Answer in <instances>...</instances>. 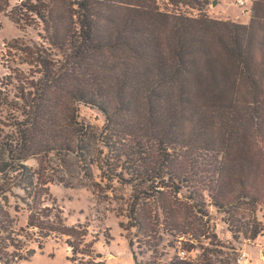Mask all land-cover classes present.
Segmentation results:
<instances>
[{
    "label": "trees",
    "instance_id": "16d2710c",
    "mask_svg": "<svg viewBox=\"0 0 264 264\" xmlns=\"http://www.w3.org/2000/svg\"><path fill=\"white\" fill-rule=\"evenodd\" d=\"M158 1L173 7V14L160 12ZM209 3L15 0L18 11L38 24L42 42L3 43L9 54L26 57L20 64L37 70L29 71L30 92L24 93L18 68L1 64L0 107L10 101L15 114L8 117L11 136L0 139V195L14 187L4 182L7 174L22 176L26 161L70 156L87 161L102 179L139 186L131 196L136 235H144L136 212L145 201L169 216L168 235L186 239L178 248L167 245L172 253L157 263L140 262L128 243L134 264H240L239 250L219 240L212 221L222 218V231L236 240L254 241L264 233L256 216L264 208V0H253L246 25L187 12ZM7 4L0 0V16ZM80 106L101 117L95 132L79 116ZM233 115L238 123L232 129L226 122ZM90 147L102 157L99 164L95 156L90 164ZM191 149L219 160L202 189L190 185L181 165ZM109 158L121 165L106 174ZM27 181L32 186L34 176ZM173 200L187 204L199 224L178 223ZM27 225L11 224L17 230ZM29 247L22 254L7 239L0 264H22L35 252ZM67 247L66 264H106L93 251Z\"/></svg>",
    "mask_w": 264,
    "mask_h": 264
},
{
    "label": "rangeland",
    "instance_id": "374dc122",
    "mask_svg": "<svg viewBox=\"0 0 264 264\" xmlns=\"http://www.w3.org/2000/svg\"><path fill=\"white\" fill-rule=\"evenodd\" d=\"M9 1L10 4L5 7L3 16H0V22H2L0 23V75L5 73L1 64L10 66L12 69L17 67L22 79L18 87L26 93L30 92V89L25 90L29 83L27 81L29 71L37 69L34 65L29 67L20 64L19 62L27 60L26 57L13 51L10 55V51L5 48L2 50V46L3 43L6 44L17 38H21L20 41L28 47L30 44H40L42 41L38 39V24L32 16L18 11L15 0ZM235 1L225 0L224 6L232 10L229 6ZM252 2L253 0H248L246 8H237L239 20L236 21L217 19L219 17L209 11L210 3L209 6L188 8L187 12L192 17L199 12L197 16L241 24V21H249L250 14L243 11L250 10ZM158 5L160 12L173 14V7L161 1H158ZM15 20H18V25L15 24ZM11 92L9 90L10 98L13 96ZM10 103L9 101L6 107H0V139L3 136H11L8 128L11 121L8 117L14 116L15 112ZM78 112L82 119L87 120L93 132L101 126L102 119L97 113L84 106H80ZM57 114L60 117V112L57 111ZM236 118L237 115H233L227 119L226 124L232 129L237 126ZM234 132L236 137L242 135L239 128H236ZM86 143L85 141L84 144ZM118 148L120 146L114 147L112 156L117 155ZM89 154L93 156L90 158V164L94 156L97 164L101 162L102 157L91 147ZM184 158L185 163L181 165L191 175L190 185L202 189L200 184L213 176L214 166H217L219 160L213 155L193 149L186 151ZM105 164L107 174L112 168L117 167L116 170H119L121 162L109 158L106 159ZM24 165L26 169L22 176L8 173L4 178V182H12L14 187L11 192L0 195V255L9 239L22 254H25L23 251L25 248L34 247L35 252L22 260V264H66V258L71 255L70 248L67 247L70 245L89 255L93 251L106 264H134L130 250L140 262L157 263L159 260H164L168 252L172 253L166 248L167 245L178 248L186 240L179 238L176 232L168 235L165 232L167 228L165 226L170 224L169 216L164 212L159 215L155 212L154 205L145 201H140L136 212L144 235H136L133 227L135 222L131 219V196L133 197L134 191L138 190L139 186L127 187L115 179H102L98 176L99 171L95 167L87 168V161L78 162L70 156L56 153L41 155L37 159L26 161ZM86 171L90 172V175L83 176L87 174ZM30 175L34 176L32 186L27 183V177ZM258 177L261 178V175ZM171 204L172 210L178 214V223L194 222L191 216L193 214L187 204L176 200H173ZM256 216L264 226V208L258 210ZM247 218L250 216L248 215ZM15 222L21 226L28 225L24 229L17 230L11 226ZM212 223L215 224L219 240L230 243L239 250V257H242L240 264H264V233L254 241L242 240L239 236L240 239L236 240L222 231L221 227L225 226L222 218ZM22 241L27 245L22 247ZM128 243L132 244L130 250ZM203 244L206 245V243ZM258 252L262 253V259L256 258Z\"/></svg>",
    "mask_w": 264,
    "mask_h": 264
},
{
    "label": "crops",
    "instance_id": "0c3cea01",
    "mask_svg": "<svg viewBox=\"0 0 264 264\" xmlns=\"http://www.w3.org/2000/svg\"><path fill=\"white\" fill-rule=\"evenodd\" d=\"M237 1L238 0H236L232 5L229 6V7H231L232 10H228L224 6L225 0H210L211 5L209 6V11L212 13H215L219 17V18H217L219 20H224V21H226V20H232V21L239 20V19H237V18H239V12L237 10V8H239V7L236 6ZM247 4H248V2H247ZM246 11H248V10H246ZM243 13H249L250 14V12H245V11H243ZM0 23H2V22H0ZM240 23L243 25H246L248 23V21L245 20V21H241ZM261 254L262 253L258 252L256 254V256H257L256 258L262 259ZM263 259H264V257H263Z\"/></svg>",
    "mask_w": 264,
    "mask_h": 264
},
{
    "label": "built area",
    "instance_id": "2783aa9c",
    "mask_svg": "<svg viewBox=\"0 0 264 264\" xmlns=\"http://www.w3.org/2000/svg\"><path fill=\"white\" fill-rule=\"evenodd\" d=\"M247 2H248V0H238L237 2H236V6L237 7H239V8H245L246 6H247ZM199 13V12H198ZM197 15V14H196ZM196 15H194V16H196ZM4 46V45H3ZM2 46V47H3ZM4 49V47L2 48V50ZM1 50V51H2ZM240 260L242 261V257L240 256L239 257V259H238V261H239V263H240Z\"/></svg>",
    "mask_w": 264,
    "mask_h": 264
},
{
    "label": "water",
    "instance_id": "95a60500",
    "mask_svg": "<svg viewBox=\"0 0 264 264\" xmlns=\"http://www.w3.org/2000/svg\"><path fill=\"white\" fill-rule=\"evenodd\" d=\"M245 12H247V11H245Z\"/></svg>",
    "mask_w": 264,
    "mask_h": 264
}]
</instances>
